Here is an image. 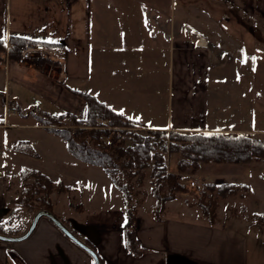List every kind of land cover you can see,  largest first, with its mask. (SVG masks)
Masks as SVG:
<instances>
[{
	"label": "crops",
	"instance_id": "obj_1",
	"mask_svg": "<svg viewBox=\"0 0 264 264\" xmlns=\"http://www.w3.org/2000/svg\"><path fill=\"white\" fill-rule=\"evenodd\" d=\"M210 2L0 0V39L7 41L14 35L60 44L50 48L56 65L45 64L41 70L34 64L0 62L3 102H11L16 114L23 115L21 103L40 112L39 97L83 119L86 104L73 93L78 90L149 129L241 133L264 142V44L249 43L253 59L261 57L260 66L245 65V32L264 43V0H223L224 12L218 18L203 13L201 8ZM200 25L210 35L203 36ZM191 30L202 44H197ZM240 36L245 42L238 41ZM224 67L231 73H223ZM245 74L256 81L258 101H252L249 82H242ZM223 79L229 84V95L222 93L219 81ZM253 118L259 128H252ZM36 150L42 160V150L37 146ZM96 172L106 176L102 170ZM43 173L56 179L46 170ZM85 180V184L98 183L100 178L91 175ZM62 194H51L52 213L95 251L100 264H248V235L237 224L209 226L198 220L196 225L164 218L163 213L155 220L151 212L155 201L149 209L137 205L134 232L143 254L135 257L125 247L121 192L113 195L120 200L117 207L97 215L85 212L84 220L64 215L58 206L64 201ZM5 196L0 192V223L25 231L36 212L20 209ZM91 198L85 192V202ZM68 206L83 213L82 202ZM10 262L95 264L46 217L39 219L26 239L0 241V264Z\"/></svg>",
	"mask_w": 264,
	"mask_h": 264
},
{
	"label": "trees",
	"instance_id": "obj_2",
	"mask_svg": "<svg viewBox=\"0 0 264 264\" xmlns=\"http://www.w3.org/2000/svg\"><path fill=\"white\" fill-rule=\"evenodd\" d=\"M37 42L10 35L7 41L0 39V53L7 52L10 59H17L20 47ZM44 44L48 47L60 46ZM45 64L56 65L51 59L38 58L35 67L41 70ZM73 93L86 104L83 119L68 111L35 117L45 131L65 142L68 152L75 159L101 169L112 185L121 192L125 213V247L132 256L139 257L143 254L134 232L137 215L134 196L135 187L146 177V170L149 171L150 191L155 198L151 212L155 220H160L167 202L175 200L179 193L192 191L183 183L185 173L199 172L203 165L209 163L264 162V142L249 134L149 129L139 121L106 106L88 92L73 90ZM10 147L15 153L39 158V153L29 141H17ZM170 154L176 157L174 172L167 169ZM18 178L23 182V189L21 197L16 201L17 206L31 212H53V202L49 197L51 193L60 194L71 190L61 180H52L33 168H23L18 173ZM28 179H32V182L27 183ZM233 186V183L228 182H208L201 192L196 193V204L207 225H215L218 199L231 193ZM256 217L263 221L264 213ZM23 232L24 230L12 229L0 223L1 235L17 236Z\"/></svg>",
	"mask_w": 264,
	"mask_h": 264
},
{
	"label": "rangeland",
	"instance_id": "obj_3",
	"mask_svg": "<svg viewBox=\"0 0 264 264\" xmlns=\"http://www.w3.org/2000/svg\"><path fill=\"white\" fill-rule=\"evenodd\" d=\"M210 1L209 4L201 8L203 13L206 16H217L215 18L222 16L225 8L223 0ZM217 22L218 21L216 20L214 21V23ZM233 24L240 25L239 22H234ZM205 28L206 26L200 25V33L203 36L210 35ZM233 30L235 32L237 31L235 29ZM245 34L246 42L241 36L238 38V41L240 42L241 40H244L246 43L245 65L252 69L254 65L252 62H256V66H260L261 57L257 56L253 59V50L250 46L255 43H264L259 40L261 38L253 36L252 34L247 33V31ZM249 43H251L250 46ZM5 54L6 53H0V62L4 61L6 63L3 58ZM8 59L10 62L15 60L10 59L9 57ZM37 59L32 60L27 64H34L35 66ZM231 71L232 70L228 67H224L222 72L231 73ZM242 82H249L251 98L253 99L252 101H258L261 95H257L259 92L254 78H250L248 74H245ZM219 84L223 85L222 93L229 95L230 91L227 90L229 87L227 80L223 79L222 81H219ZM225 90L227 92H225ZM0 99L3 102L1 94ZM36 100L39 104L38 108L40 112H34L33 107L21 103L23 110L25 109V114L23 115L16 114L15 111L17 109L15 105L11 104V102H3V106L0 101L2 105L0 108V192L3 191L5 195L7 194L5 197H7L10 202L17 205L16 201L21 197L23 189V182L19 180L18 173L23 168H33L40 170L41 172L46 170L52 177L56 178L54 179L55 181H64L72 187V190L62 192L67 193V195L60 193L62 194L61 199H64V201L60 200L58 206L62 208L64 215L72 216L78 220H84L85 212H88L90 215H97L102 210H109L117 207L120 200L113 195H119L120 192L112 185L108 177L103 174L98 175L96 171H101L100 169L87 166L71 156L66 149L65 143L59 137L45 131L44 127L39 124L35 117L56 114L63 110L59 106H55V104H45L43 102L44 99L41 100L39 97H36ZM251 123L252 128H259V123L256 118L251 119ZM17 141H29L35 149L37 146L42 150V154H44L43 159H35L13 152L10 146ZM49 153L53 156H50ZM64 155L74 161L75 164L69 162ZM175 158L176 157L173 154H170L169 158H167V169L171 172L176 171ZM90 168L96 169V171L93 170L91 172L92 176L100 178V181L105 179L108 181L107 183L109 185L107 183H102L99 180H97L98 183L89 182L88 180V184H85L87 176H91L87 173V170ZM194 178L203 179V188L208 182L215 184L228 182L234 184L231 193H228L225 197H219L218 199V204L215 209V225L234 223L245 229L249 240L247 251L248 264H264V220L261 221L260 218L256 217V215L264 213V162L252 161L247 164L209 163L203 165L199 172L185 173L183 175V183H185L187 188L191 189L193 192L179 193L176 199L171 201L170 204L166 203L167 205L164 206L162 211L164 218L175 219L196 225L199 223L198 220L206 223L205 217H203L199 206L196 204V193L201 192L203 188L201 191L197 192L191 188L189 184L190 180ZM133 181L136 180L133 179ZM26 182L31 183L32 179H28ZM78 182H81L82 184L78 185ZM150 188L149 171L146 170V177L141 181V184H138V186L135 187L136 194L134 199L138 206H149V209L150 204L155 201ZM85 192L92 196V198L86 202ZM49 197L51 198V195ZM69 202L74 204L82 202L84 205L83 213L80 214L79 211L75 210L76 207L74 206H68ZM19 208L22 209V207ZM9 264L12 263L10 262Z\"/></svg>",
	"mask_w": 264,
	"mask_h": 264
},
{
	"label": "water",
	"instance_id": "obj_4",
	"mask_svg": "<svg viewBox=\"0 0 264 264\" xmlns=\"http://www.w3.org/2000/svg\"><path fill=\"white\" fill-rule=\"evenodd\" d=\"M41 217H46L49 221H51L67 238H69L73 243H75L78 247L83 249L86 253H88L92 259L94 260L95 264H100L99 258L95 251L89 247L87 244L80 241L74 234H72L67 227L52 213L47 210H39L37 211L28 228L20 235L17 236H9V235H1L0 234V241L4 242H19L21 240L26 239L34 230L37 222Z\"/></svg>",
	"mask_w": 264,
	"mask_h": 264
},
{
	"label": "built area",
	"instance_id": "obj_5",
	"mask_svg": "<svg viewBox=\"0 0 264 264\" xmlns=\"http://www.w3.org/2000/svg\"><path fill=\"white\" fill-rule=\"evenodd\" d=\"M191 32L197 37V44L200 45L202 43L199 42L200 37L197 33H195L193 30ZM9 47V45H7ZM51 47L46 46L44 43H30L25 46H22L18 50V58L13 60V64L16 66H24L27 65V63L31 62L32 60H35L37 58H46L53 60L52 54H51ZM4 60L6 63H9L8 59V53L5 52ZM203 179L200 178H194L190 180V186L195 191H201L203 188Z\"/></svg>",
	"mask_w": 264,
	"mask_h": 264
},
{
	"label": "snow or ice",
	"instance_id": "obj_6",
	"mask_svg": "<svg viewBox=\"0 0 264 264\" xmlns=\"http://www.w3.org/2000/svg\"><path fill=\"white\" fill-rule=\"evenodd\" d=\"M121 114H123V113H121Z\"/></svg>",
	"mask_w": 264,
	"mask_h": 264
}]
</instances>
